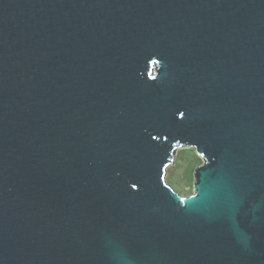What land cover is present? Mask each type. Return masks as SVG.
<instances>
[{"label":"water","instance_id":"water-1","mask_svg":"<svg viewBox=\"0 0 264 264\" xmlns=\"http://www.w3.org/2000/svg\"><path fill=\"white\" fill-rule=\"evenodd\" d=\"M0 264H264V0H0Z\"/></svg>","mask_w":264,"mask_h":264},{"label":"rangeland","instance_id":"rangeland-1","mask_svg":"<svg viewBox=\"0 0 264 264\" xmlns=\"http://www.w3.org/2000/svg\"><path fill=\"white\" fill-rule=\"evenodd\" d=\"M175 164L167 170V183L181 196L193 194V171L200 166L201 161L191 149L179 150Z\"/></svg>","mask_w":264,"mask_h":264},{"label":"trees","instance_id":"trees-1","mask_svg":"<svg viewBox=\"0 0 264 264\" xmlns=\"http://www.w3.org/2000/svg\"><path fill=\"white\" fill-rule=\"evenodd\" d=\"M198 164H201V161H199Z\"/></svg>","mask_w":264,"mask_h":264}]
</instances>
